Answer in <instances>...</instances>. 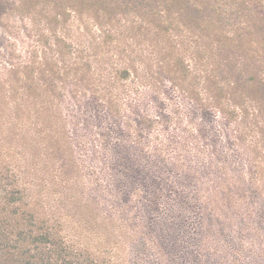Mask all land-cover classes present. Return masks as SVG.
<instances>
[{
    "label": "rangeland",
    "instance_id": "rangeland-1",
    "mask_svg": "<svg viewBox=\"0 0 264 264\" xmlns=\"http://www.w3.org/2000/svg\"><path fill=\"white\" fill-rule=\"evenodd\" d=\"M231 5L230 16L244 9L249 20L228 19L230 43L183 29L181 44L171 37L154 49L146 37L134 45L128 36L116 39L135 19L125 2L109 34L103 11L66 9L59 16L39 4L25 20L20 0H0V85L11 82L22 94L25 84L10 74L13 66L23 69L28 52L38 75L21 112L12 110L13 101L0 109V181L11 177L38 212V224L12 221L6 232L0 212V264H56L54 233L73 249L75 264H264V202L250 187L252 171L234 138L238 128L198 101L210 97L207 87L222 93L209 76L218 70L208 57L199 61V39L233 65L227 77L264 70L263 23L248 4ZM128 51L138 58L128 59ZM123 63L145 64L138 68L142 79L119 78ZM236 87L231 98L247 106L243 83ZM77 90L80 101L73 98ZM6 94L15 95L11 86ZM211 162L226 164L220 166L233 178L226 196L212 182ZM196 175L201 187L190 181ZM238 175L249 184L242 192ZM212 187L214 205L207 206Z\"/></svg>",
    "mask_w": 264,
    "mask_h": 264
},
{
    "label": "trees",
    "instance_id": "trees-1",
    "mask_svg": "<svg viewBox=\"0 0 264 264\" xmlns=\"http://www.w3.org/2000/svg\"><path fill=\"white\" fill-rule=\"evenodd\" d=\"M123 2L126 3V6L129 4L131 5V8L127 10L128 12H134L135 19L126 21L128 23L126 32H117L115 35L117 36V40L121 36L130 37L128 38V42H131L130 44L133 45L140 44V40L143 37L147 38L146 42L150 43L149 46L154 49L156 48V44L168 43L171 37L176 40L177 44H181L183 29L185 31L194 29L199 36L204 39H219L222 44H228L231 42V38L225 37L227 27L230 25L228 19L232 16H238L239 19L249 20L244 9H238L240 14L236 13L230 16L232 3L241 4V6L248 4L253 9V17L263 23L261 26L259 24L258 30L264 32V0H20V8H23L25 20L30 19L29 15L32 8L39 4L52 5L55 11H60L58 12L59 16L62 15L66 9L78 10L83 13H97L98 11H103L106 14L104 26L106 32L110 34L112 32L111 24L115 20V12L118 13L122 11L121 4ZM187 14H189L188 19L185 18ZM214 15L221 17L220 21H216L218 25L212 21ZM125 38L126 39L122 41L124 50L126 51L127 48L130 47L126 44L127 37ZM199 42H197L198 46L196 48L199 61L204 57H208L211 68L218 70L217 74L214 70H211L209 76L217 80L215 81V85L216 87H220V91L222 92L220 95L214 96L207 87L206 91H209L210 97L206 100L199 99V104L208 111H218L220 116L223 115L225 121L235 122L238 130L234 138L238 141V146L241 147L244 152V163L249 165L250 172L252 171L250 176V187L257 191V200L264 202V70L261 69L260 71L253 72L248 68L243 71L240 69L243 73H240L238 78L227 77L225 75L233 71V65L227 64L224 60L218 58V55L211 52L207 46L202 45L200 39ZM119 44H121V41H119ZM246 46L247 45H242L241 47L245 48ZM163 49L164 48H161L160 50L162 51ZM127 54L130 60H132V57L134 59L138 58V53L136 51H128ZM29 55H31V52H28L27 55L24 56L26 64L23 69L13 66L14 70L10 74L13 79L18 82V85L25 84V87L21 88L22 94H20L21 91L15 88L14 84L11 82H8L10 84H1L0 109H7L9 107V102L13 101L10 104L12 110L14 112H21L23 104H25L23 99L30 101L32 96L31 93H36L35 85L38 78L36 73L37 68L34 65L32 66V62L28 60ZM178 60L177 58V61L173 62L175 68L178 67L176 65ZM122 65V70L119 72L117 71V74H119L117 76L124 80L131 79L132 76L137 79L140 78L137 77L138 68L142 67V65L145 66V64H142L132 67L126 63ZM225 67L230 69L226 70ZM219 70H221L220 73ZM147 71L148 69L146 73L149 74ZM173 73L175 77H178L181 75L180 73H182V70L178 71V69H176L173 70ZM228 81H230V83H228ZM241 82L244 85V97L247 101V106L243 107L238 104L234 97L231 98V90H233V87L237 89L238 87L236 86ZM225 83H227V85ZM204 84H208L207 78H204ZM9 86L13 88V93L15 92V95L6 94L7 87ZM78 91L79 90H77L73 98L81 100L83 96L78 93ZM21 95H23V97ZM119 100V98L115 97V107L120 105L118 102ZM205 101L208 103L204 104ZM106 104L111 105L112 101L107 100ZM126 160L127 162L130 161L128 155L126 156ZM220 165L223 166L226 164L211 162L208 166L210 170L213 171V176L215 177L212 182L219 188V193H221L222 196H226L224 191L227 189L230 191L231 186H233L232 188L234 189L235 187L231 182L233 178H227L225 172L226 168H221ZM227 169H229V167ZM236 177L238 178L235 183L238 185L237 189L240 192H242L240 190L241 188L244 189L245 187H249V184L245 181L243 176L238 175ZM190 181H192L193 184H197L199 187L202 185L200 182L201 178L198 177V175H196V178L193 180L190 179ZM3 183L4 180L0 181V212L4 214L3 217L6 220L4 225L5 232L12 221H15L17 227L22 228H26L27 225L30 226L31 223L34 225L38 224V212L36 211V207L31 208V206L25 204L26 197L24 191L17 190L19 188L14 186L15 181H12L11 177H7L5 183ZM214 196L215 192L212 187L209 191V195L205 199V204H207V206L214 205ZM123 198H127V194L123 196ZM156 200H161L160 195L156 196ZM229 204L235 206L233 202H229ZM259 205L264 209V205L260 203ZM244 206L248 205L245 204ZM34 229L35 226L30 230L29 235L35 233ZM38 235L43 242L49 240L46 234L38 233ZM50 238L53 241L56 264H75V260L79 258L74 255L73 249L66 244L64 238L57 233H54L52 237L50 234Z\"/></svg>",
    "mask_w": 264,
    "mask_h": 264
}]
</instances>
